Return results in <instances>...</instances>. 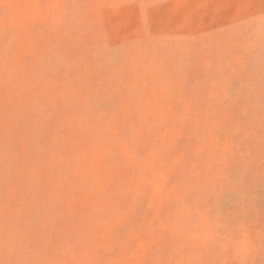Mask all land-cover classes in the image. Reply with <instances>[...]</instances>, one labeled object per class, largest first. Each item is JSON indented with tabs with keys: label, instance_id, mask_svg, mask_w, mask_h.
I'll return each instance as SVG.
<instances>
[{
	"label": "rangeland",
	"instance_id": "obj_1",
	"mask_svg": "<svg viewBox=\"0 0 264 264\" xmlns=\"http://www.w3.org/2000/svg\"><path fill=\"white\" fill-rule=\"evenodd\" d=\"M0 264H264V0H0Z\"/></svg>",
	"mask_w": 264,
	"mask_h": 264
}]
</instances>
